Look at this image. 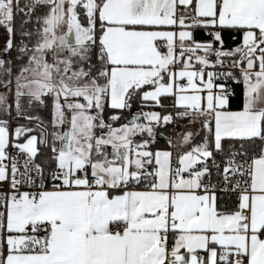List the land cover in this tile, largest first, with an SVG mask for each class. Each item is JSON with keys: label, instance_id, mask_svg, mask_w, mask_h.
<instances>
[{"label": "snow or ice", "instance_id": "6c2138e0", "mask_svg": "<svg viewBox=\"0 0 264 264\" xmlns=\"http://www.w3.org/2000/svg\"><path fill=\"white\" fill-rule=\"evenodd\" d=\"M0 29V264H264V0H0Z\"/></svg>", "mask_w": 264, "mask_h": 264}, {"label": "rangeland", "instance_id": "374dc122", "mask_svg": "<svg viewBox=\"0 0 264 264\" xmlns=\"http://www.w3.org/2000/svg\"><path fill=\"white\" fill-rule=\"evenodd\" d=\"M4 42V33H3V29H0V44H3Z\"/></svg>", "mask_w": 264, "mask_h": 264}, {"label": "trees", "instance_id": "16d2710c", "mask_svg": "<svg viewBox=\"0 0 264 264\" xmlns=\"http://www.w3.org/2000/svg\"><path fill=\"white\" fill-rule=\"evenodd\" d=\"M160 143H161V145H163L164 141H163V140H161V142H160Z\"/></svg>", "mask_w": 264, "mask_h": 264}]
</instances>
